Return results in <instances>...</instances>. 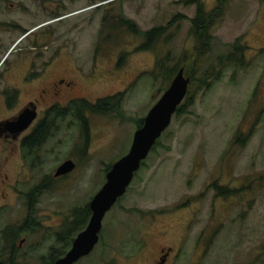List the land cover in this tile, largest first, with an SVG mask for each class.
Returning a JSON list of instances; mask_svg holds the SVG:
<instances>
[{
	"label": "rangeland",
	"instance_id": "obj_1",
	"mask_svg": "<svg viewBox=\"0 0 264 264\" xmlns=\"http://www.w3.org/2000/svg\"><path fill=\"white\" fill-rule=\"evenodd\" d=\"M56 1L59 17L90 7L55 26L58 44L71 50L70 63L62 56L48 77L63 74L74 82L60 103L123 95L109 115L87 114L86 131L76 118H63L39 159L7 166L9 180L2 184L0 176L6 191L0 193V262L10 253L2 237L8 227L24 229L15 239V264H43L50 246L63 248L55 233L88 207L107 167L127 153L138 119L167 88L171 79L156 69L164 60L192 81L190 104L173 115L105 214L100 242L77 264H150L161 246L179 245L177 264H264V0ZM198 3L211 37L206 46L190 31ZM158 26L168 27L164 36L151 49L140 48L143 33ZM235 41L243 47V64L221 65ZM208 73L215 77L206 84ZM33 93L28 88L22 101ZM67 159L74 169L55 178ZM213 184L235 193L221 196Z\"/></svg>",
	"mask_w": 264,
	"mask_h": 264
},
{
	"label": "flooded vegetation",
	"instance_id": "obj_2",
	"mask_svg": "<svg viewBox=\"0 0 264 264\" xmlns=\"http://www.w3.org/2000/svg\"><path fill=\"white\" fill-rule=\"evenodd\" d=\"M112 1L114 0H109ZM48 2L51 3L47 5ZM88 10L90 7L85 6L59 17V3L56 0H0V176L4 174L1 178L2 184L9 180L8 174L3 173L6 172L8 165L16 159L20 161L39 159V152L45 142L58 133L59 121L65 117L75 119V112L70 110H64L63 118H60V109L71 107L77 98H67L64 104L59 101L60 96L69 95L74 85L73 80L69 81L63 74L48 77V72L59 63L62 56L70 61L67 51L71 50L67 46L58 44L59 31L55 26L63 18ZM73 65L75 70V62ZM79 76L80 79H87L86 74ZM43 81L49 83L44 87ZM28 88L34 93L30 99L22 101V93L27 92ZM23 113L33 114V119L26 128L17 130L11 123ZM84 114L87 117L89 112ZM65 175H54V177ZM13 188L18 189L15 186ZM1 192L4 197L6 191L1 189ZM87 209L89 211L87 222L78 226V230L63 235L72 225L75 216L73 212L72 220L66 221L62 229L55 233V243L62 244V247L69 243L64 253L55 257L53 262L69 250L77 234L85 229L91 215L89 206ZM59 233L64 237L61 240L58 238ZM100 239L101 230L96 244ZM23 241L24 239L20 240L19 244ZM142 244L149 245L147 241ZM180 249V245L179 248L161 246L157 257L150 264H177L182 255L180 253V257L178 256ZM50 250L59 251V248L52 245ZM14 251L15 248L12 247L7 257L8 261L14 257ZM89 254L80 257L73 264H77Z\"/></svg>",
	"mask_w": 264,
	"mask_h": 264
},
{
	"label": "water",
	"instance_id": "obj_3",
	"mask_svg": "<svg viewBox=\"0 0 264 264\" xmlns=\"http://www.w3.org/2000/svg\"><path fill=\"white\" fill-rule=\"evenodd\" d=\"M189 84L190 78L185 76L182 67L179 68L167 88L144 116L142 125L134 131L127 153L116 160L106 172L105 182L88 204L91 215L85 229L77 234L69 250L52 264H73L93 250L98 242L105 214L126 192L141 167V162L146 159L156 140L170 125L177 107L187 94ZM32 119L33 114L23 113L11 125L17 130H22ZM74 167L72 160H66L57 167L54 175L67 174Z\"/></svg>",
	"mask_w": 264,
	"mask_h": 264
},
{
	"label": "trees",
	"instance_id": "obj_4",
	"mask_svg": "<svg viewBox=\"0 0 264 264\" xmlns=\"http://www.w3.org/2000/svg\"><path fill=\"white\" fill-rule=\"evenodd\" d=\"M205 11L203 10V7L201 6L200 3H198L197 9H196V13L194 15V17H192L190 19V23H191V28L190 31L191 33L195 36V40L197 42H200V44L203 45H208L209 41H210V34L207 33V27H206V20L205 18ZM121 21V20H120ZM125 26L128 27V29L135 34L136 29H134V26L132 23H130L128 20H126L125 18L122 19L121 21ZM168 27H155L152 28L150 30H147L143 33V39H144V43H142L140 45V48L142 49H151V47L154 45L155 42L159 41V39H161L164 34H165V30ZM205 46H202L203 48H205ZM232 47V52L229 53L227 55V57L225 58V62L223 61L224 58H219L218 62L223 65L225 63H229V62H237L240 64H243L244 59L242 60V51H243V47L239 46L238 41H235L233 45H231ZM202 49V48H200ZM199 49V50H200ZM197 50V52L199 51ZM237 54V55H236ZM199 55V52H198ZM156 69L158 74L167 77L168 79H172L171 76H173L176 72V68H172V69H168L166 67V63L164 60H158V62L156 63ZM155 71L151 72V74L154 75ZM209 76H205L202 80V82H206V80L208 78H214L215 74L213 73H208ZM171 81V80H170ZM170 83V82H169ZM192 81H190L189 87L191 86ZM207 84V82H206ZM169 85V84H168ZM167 85V86H168ZM188 87V88H189ZM189 89L187 90V94H188ZM185 96L183 102L177 107L174 115L180 114V112L183 111V108L187 105L190 104V99L189 97ZM122 93L110 96V97H103L98 99L96 102L91 103L85 100H78L75 101L71 107L65 108V109H60V118H63L64 115V110H70V111H74L75 112V118L81 122V128L82 131H86V129L88 128L87 126V117H85L84 112H89L92 114H99V115H109L110 112L113 111V107L114 105V101H119L120 98L122 97ZM143 122V118L138 119L137 121V128L140 127L142 125ZM241 136V134H239L236 137V141L238 140V142H242V139H239ZM160 138V137H159ZM159 138L156 140L155 144L153 145L152 149L153 150L155 148V146L159 143ZM144 164V160L141 162V165ZM110 167V166H109ZM109 167H107V170L109 169ZM136 175V173H135ZM213 186L215 187L216 191H218V194H220L221 196H227L230 193H235L234 190H229L228 188H224L221 186H217L216 184H213ZM37 188H35L36 191ZM39 189V188H38ZM119 200V199H118ZM117 200V201H118ZM88 208V207H87ZM85 209L84 211L80 212L81 214H79V212L75 211V216H74V220L71 226H69V228L65 231V233H63V235L68 234L69 232H72L73 230L76 231L78 230V226H82L85 222H86V217L84 216H88V209ZM85 212H87V214H85ZM23 225L21 226H17V227H8L7 229H5L3 231V239L6 240L7 245H9L10 249L12 247L15 248V239L17 238V236L19 234L22 233V231L24 230ZM62 235V233L58 234V238L61 240L62 238H64ZM69 243V242H68ZM68 243H63L65 244L63 246V248H59V251H53L50 250L49 251V255L46 257L42 258V263L43 264H51L53 262V260L55 259V257L61 255L64 253V250L66 249V247L68 246ZM53 257V258H52ZM0 264H15V260L13 257H11L9 259V261L6 262H0Z\"/></svg>",
	"mask_w": 264,
	"mask_h": 264
}]
</instances>
